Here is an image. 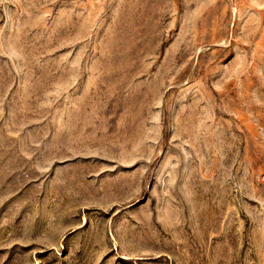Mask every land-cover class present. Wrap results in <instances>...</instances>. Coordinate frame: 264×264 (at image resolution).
I'll use <instances>...</instances> for the list:
<instances>
[{"label":"rangeland","instance_id":"374dc122","mask_svg":"<svg viewBox=\"0 0 264 264\" xmlns=\"http://www.w3.org/2000/svg\"><path fill=\"white\" fill-rule=\"evenodd\" d=\"M0 264H264V0H0Z\"/></svg>","mask_w":264,"mask_h":264}]
</instances>
